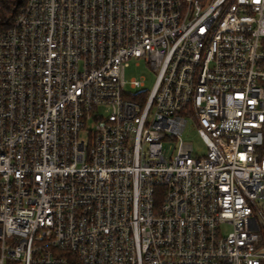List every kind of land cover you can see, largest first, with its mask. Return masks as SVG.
Returning <instances> with one entry per match:
<instances>
[{"label": "built area", "instance_id": "obj_1", "mask_svg": "<svg viewBox=\"0 0 264 264\" xmlns=\"http://www.w3.org/2000/svg\"><path fill=\"white\" fill-rule=\"evenodd\" d=\"M188 121L205 153L165 157ZM258 200L264 0H26L0 30V264H264Z\"/></svg>", "mask_w": 264, "mask_h": 264}, {"label": "rangeland", "instance_id": "obj_2", "mask_svg": "<svg viewBox=\"0 0 264 264\" xmlns=\"http://www.w3.org/2000/svg\"><path fill=\"white\" fill-rule=\"evenodd\" d=\"M137 61L131 59L129 61L128 67L125 69L124 77L126 81H129L133 78H145L144 89L149 91L155 81V74L143 63L139 61V65L136 66ZM135 92V91H132ZM182 142L184 144H189L192 146L193 156L199 157L205 153V147L201 138L197 134V127L192 121H188L180 139L174 141L163 140L162 146L165 157H171L175 154L178 144ZM257 206L260 211L264 214V200H258ZM228 231V227L222 228V232L225 233Z\"/></svg>", "mask_w": 264, "mask_h": 264}, {"label": "trees", "instance_id": "obj_3", "mask_svg": "<svg viewBox=\"0 0 264 264\" xmlns=\"http://www.w3.org/2000/svg\"><path fill=\"white\" fill-rule=\"evenodd\" d=\"M26 0H0V30L10 27ZM143 97V96H142Z\"/></svg>", "mask_w": 264, "mask_h": 264}]
</instances>
